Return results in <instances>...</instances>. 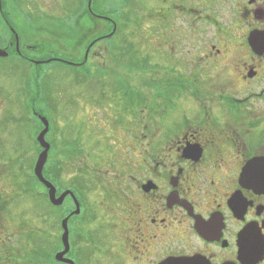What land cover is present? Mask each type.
<instances>
[{
	"label": "flooded vegetation",
	"instance_id": "obj_1",
	"mask_svg": "<svg viewBox=\"0 0 264 264\" xmlns=\"http://www.w3.org/2000/svg\"><path fill=\"white\" fill-rule=\"evenodd\" d=\"M89 1L80 2L86 5L84 17L99 20L92 3V12L89 10ZM155 3V26L143 25L141 33L148 35L144 31L149 27L157 37L156 47L153 59L141 57L137 85L132 78L136 73L129 72L131 65L123 63L130 47L105 49L114 63L99 64V43L118 36V25L111 17L106 18L111 33L92 38L80 50L77 63L63 64L96 72L107 68V76L113 80L95 78L91 84L101 82L118 103L108 104L102 97L99 100L92 86L88 89L82 85V79L75 86V101L67 99L68 86L57 96L59 102L46 97L42 104L35 88L28 84L24 87L35 97L24 96L22 120L30 129L40 125L39 133L44 129L40 118L49 123L45 140L50 151L43 176L56 189L57 198L67 191L76 196L81 214L69 222L89 213L87 195L95 191L89 186L106 179L103 192L97 195V207L105 214L101 227L94 231H99V238L95 243L91 237L87 240L93 245L92 258L101 257L94 258L92 264H264V194L247 186L243 178L248 164L264 159V0ZM24 16L27 22L32 20ZM89 24L92 29L95 21ZM14 46L0 41V50L9 54L0 59V66L14 61L10 60L14 58ZM14 49L16 60L40 66L37 64L41 60ZM148 66L153 78L146 81L143 72ZM148 85L154 88L149 98L158 104L154 114L146 113ZM99 109L114 110L112 118L98 121L95 111ZM79 116L81 122L82 116L85 123L90 122L95 134L109 125L103 136L112 139L116 135L111 138L108 133L114 131L117 139L113 140H120L128 158L118 157L108 165V179L87 178L90 172L84 171L79 160L77 165L82 169L73 172L74 182L64 187L66 182L59 175L67 166L71 170L75 162L61 160L55 148L74 152V143L70 144L71 138L63 131L71 129L70 118ZM53 118L56 126H52ZM31 138L34 141L33 135ZM37 148L40 154L39 144ZM81 148L75 151L80 153ZM54 165L58 177L49 171ZM33 171L34 164L30 166L31 175ZM37 184L43 192L39 189L35 195L51 207L49 190L38 180ZM2 189L0 183V198ZM28 189H35L32 183L27 184ZM66 201L71 210L60 225L75 211L70 196L60 208L64 209ZM92 215L91 223L96 219ZM1 228L4 225L0 222ZM69 232L71 236L70 227ZM3 241L0 234V264H35L29 250L24 248L19 261L17 252L6 249ZM70 245L66 258L77 264L71 237Z\"/></svg>",
	"mask_w": 264,
	"mask_h": 264
},
{
	"label": "rangeland",
	"instance_id": "obj_2",
	"mask_svg": "<svg viewBox=\"0 0 264 264\" xmlns=\"http://www.w3.org/2000/svg\"><path fill=\"white\" fill-rule=\"evenodd\" d=\"M5 1L7 10L4 9L3 11V2H1L2 8L0 9L1 43L4 45L14 43L15 48L17 36L21 51L25 52L27 57L42 61L37 64L40 65L39 67H35L28 65L24 60H16L15 49L13 48L12 55L14 58L10 60L14 61L4 62L0 66V183L3 186L0 198V222L4 225V230L1 228L0 234L5 241H3V245L6 249L17 252L19 261H22L24 248L26 251L29 250L28 255L33 256L34 259H36L35 256H41L45 253L50 256L51 251L61 243L62 236L61 221H59L58 216L52 215L53 218L50 212L51 208L47 202L43 198H37L33 195L39 189L43 192V188L36 187L34 179L30 178V176H33L30 173V166L32 164L35 166L39 155L36 140L42 132L39 133L42 127L39 128L38 126L37 128L34 124L33 129H30L27 121L22 120V116H24L22 94L26 91L24 87L26 84L33 88L38 86L35 92L40 95L38 100L41 99L43 103L45 96L43 91L41 97V86L43 88L47 87L49 101L56 100L58 102L60 99L58 100L57 96L60 92L63 94L65 86H68L67 99L75 101L77 96L74 93H78L75 86L82 79V85H86L88 89L92 86L93 95L99 100L102 97V100L110 104L113 102L118 103V98L111 97L110 90H104L101 82L91 84V80L96 82L95 78L102 81L113 80L110 76H107V68H104V70L98 69V72H96L95 69L87 67L73 68L53 61L48 63V61L56 59L65 61L69 63L68 65H73L81 57L79 55L80 50L86 47L92 38L107 34L108 24L100 19H93L95 25L94 28L90 29L89 23H92V21L84 17L86 15L84 2L81 4V0ZM84 1L87 2V0ZM155 2L156 0H92L95 15L99 17L107 16L106 18L111 17L120 28L116 38L99 43V64L105 66L114 63L111 61L112 57L104 51L105 49L109 47L126 48L129 47L128 44H132L131 51L128 53L129 56L123 63L131 65L130 73H136L132 77L136 80V85L138 80H141L139 79L141 57H147V61L153 59L152 53L156 47L157 37L154 32L149 30V27L144 31L148 35L141 33L143 32V25L145 27L147 25L155 26ZM24 15L31 16L32 20L27 22ZM9 16L12 17V20H9ZM7 21L10 22L9 25H7ZM125 40L127 44L124 42ZM28 46L32 48L27 49ZM91 70L92 76L90 75ZM143 74L146 81L153 78V72L150 71L149 66L145 68ZM153 92L154 88L148 85L146 88L148 96L146 102L147 114L150 112L154 114L155 108L158 106L149 98L153 95ZM135 100L138 103V98ZM39 108L42 110L41 106ZM113 112L112 109H99V111H95V114L98 115L97 120L99 121L112 118L110 115ZM77 117L75 119L70 118L71 123H69V126L71 129L66 127L68 129H64L63 134L67 138H71L69 142L72 145L74 143L75 150L82 147L80 153L83 151V154L81 155L79 151L75 150L73 153L71 150V153L64 152L62 149H60L62 152L59 153L60 150L55 148L56 155H61V160L64 158V161L75 162L73 168L76 169L74 171L73 168L70 170L71 167L67 166L68 169L65 168V171H61L59 175L61 181L66 182L64 187L70 182H74L72 180L74 179L73 172L82 168L84 171L88 170L90 172L87 177L89 179L97 176L107 177L108 179L110 178L106 173L108 165H113L112 162L118 157H121V159L128 158V155H124L122 152L123 144L120 140L118 142L113 140V138L117 139V134L114 131L108 133L110 137L116 135L113 138L111 137L112 139L103 136V132L107 131L109 125L95 134L93 131L96 130L90 122L85 123L87 121L85 117L82 116V122L81 117L79 116L78 119ZM51 122L52 126L57 125L55 118ZM57 122L60 123V121ZM32 135L34 141L31 138ZM59 146L60 142H58ZM129 157H133L132 153ZM79 160L83 161V166L80 169L77 165ZM69 164L71 165V163ZM56 167L54 165L49 170L50 173H53L51 176L57 175L56 177H58V167ZM105 180L100 179L94 183L93 187L89 186L95 190L88 192L87 195L89 213L71 219L69 222L73 247L72 254L76 255L74 257L77 264H92L94 258L101 260L100 256L92 258L93 245L87 240L91 237L92 243H95L99 238V231L96 233L94 231L101 227L105 214L97 207V195L103 192L101 190H104ZM28 183H32V187L35 188L32 189V192L27 190ZM60 184L63 186L61 182ZM70 205V202L66 201L63 210L68 209ZM92 214H95L96 219L95 222L91 223L94 216Z\"/></svg>",
	"mask_w": 264,
	"mask_h": 264
},
{
	"label": "water",
	"instance_id": "obj_3",
	"mask_svg": "<svg viewBox=\"0 0 264 264\" xmlns=\"http://www.w3.org/2000/svg\"><path fill=\"white\" fill-rule=\"evenodd\" d=\"M2 0H0V9L2 8L1 5ZM91 3L92 0L89 1V10L92 12L91 9ZM104 20H108L103 17H99ZM117 27L115 26L114 31L116 32ZM17 39V50L19 51V45H18V37L16 36ZM9 56L7 51L0 50V59L2 58H7ZM52 61H59V62H64L66 64H69L65 61L62 60H56L52 59L49 62ZM72 65V64H71ZM40 121L44 127L42 132L39 134L37 138V143L39 144L40 148L42 149V152L38 156V159L36 161V164L34 166V176L35 178L43 184L48 190H49V201L51 205L54 207H61L65 201V199L70 196L71 199L74 202L75 205V211L71 213L66 219L62 221L61 228H62V236H61V244L63 247V250L55 255V261L60 264H74L71 260L67 259L66 257L70 253L71 245H70V232H69V220L72 217H77L81 214V209H80V204L76 199V196L70 192L67 191L63 193L59 198L56 197V189L53 187L51 183L45 180L43 176V170L46 165L47 159H48V154L50 151V145L46 142L45 137L49 131V123L45 118H40ZM243 178L244 182L247 186L258 190L259 192L264 194V159H258L252 161L248 166L244 169L243 171Z\"/></svg>",
	"mask_w": 264,
	"mask_h": 264
},
{
	"label": "trees",
	"instance_id": "obj_4",
	"mask_svg": "<svg viewBox=\"0 0 264 264\" xmlns=\"http://www.w3.org/2000/svg\"><path fill=\"white\" fill-rule=\"evenodd\" d=\"M2 5H3V11H4V9L5 10H7V8H6V5H5V0H2ZM5 6V7H4ZM107 17V16H106ZM103 18H105V17H103ZM101 20V19H100ZM103 20V19H102ZM103 21H105V20H103ZM111 31H112V28H108V32L107 33H111ZM119 32H120V28H118V30H117V34H119ZM117 37V35H114V37ZM113 39V38H112ZM111 40V39H110ZM127 46H129L130 48H132V44H128ZM53 62H55V63H62V64H65L64 62H59V61H53ZM38 87V86H37ZM37 87H35V89L37 88ZM45 90V92H46V94H45V92L43 93V91ZM47 87H45V88H43V86H41V92L43 93V95L45 96V98L47 97ZM30 91L28 92L27 90L25 91V92H23V94H22V98H24L25 99V97L24 96H27V98H30L31 96L34 98L35 96H33V95H31L30 96ZM25 94V95H24ZM36 95V94H35ZM41 97H42V95H41ZM23 99V100H24ZM46 100L44 99V102H45ZM36 102V101H35ZM41 104H42V102H41V99H40V101H39ZM43 102V103H44ZM41 122V121H40ZM37 128H38V126H36ZM41 126L39 125V128H40ZM41 129V128H40ZM37 130V129H36ZM38 144H37V142H36V146H37ZM39 150V149H38ZM39 152H40V150H39ZM34 184H35V186L36 185H38L37 184V179L36 178H34ZM28 191H29V189H28ZM30 192V191H29ZM34 195V197H37L36 195H35V193L33 194ZM51 210H50V212L52 213L51 214V216L53 215H56V217L58 216V218H59V221H61L62 220V218L65 216V214L67 215V213H69V211L71 210V207L70 208H68L67 210H63V208H60V207H54V206H52L51 205ZM56 213V214H55ZM52 216V217H53ZM81 217H82V215H81ZM54 218V217H53ZM76 219V218H75ZM61 227V226H60ZM63 247H62V244L61 243H59L58 244V246L53 250V251H51V254H50V256L48 255V254H46L45 252V254H43V255H41V256H35V258L36 259H34L35 260V264H52V263H55V264H60V263H57L56 261H55V254L59 251V250H61ZM34 258V257H33Z\"/></svg>",
	"mask_w": 264,
	"mask_h": 264
}]
</instances>
